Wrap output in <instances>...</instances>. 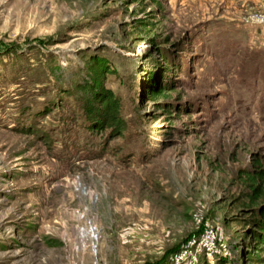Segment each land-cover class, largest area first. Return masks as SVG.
Wrapping results in <instances>:
<instances>
[{"label": "rangeland", "instance_id": "1", "mask_svg": "<svg viewBox=\"0 0 264 264\" xmlns=\"http://www.w3.org/2000/svg\"><path fill=\"white\" fill-rule=\"evenodd\" d=\"M261 18L264 0H0V264H264L245 225ZM209 227L214 252L187 247Z\"/></svg>", "mask_w": 264, "mask_h": 264}, {"label": "trees", "instance_id": "2", "mask_svg": "<svg viewBox=\"0 0 264 264\" xmlns=\"http://www.w3.org/2000/svg\"><path fill=\"white\" fill-rule=\"evenodd\" d=\"M138 26L145 27L149 23L146 21L137 20ZM153 40V39H152ZM163 63L166 65L168 63L170 66L173 65L172 62L167 58L164 54H159ZM165 68H167L165 66ZM155 78L152 77V82H154ZM165 93L163 88L156 86L155 84L151 85L149 88V98L154 99L158 95H162ZM111 98V97H110ZM112 99V98H111ZM104 117V116H103ZM249 185L251 187L252 195L251 201H253L256 197L263 193V188L260 186V181L263 180V176L261 171L259 170L256 173L248 175ZM251 213L248 219L245 221V225L248 227L247 237L250 239V256L251 259L257 262L264 261V204L259 206L258 208H252Z\"/></svg>", "mask_w": 264, "mask_h": 264}, {"label": "built area", "instance_id": "3", "mask_svg": "<svg viewBox=\"0 0 264 264\" xmlns=\"http://www.w3.org/2000/svg\"><path fill=\"white\" fill-rule=\"evenodd\" d=\"M260 22L264 23V18H261ZM218 235L214 228H206L204 233L198 241L192 240L187 247H197L198 250L203 251L206 254H211L217 249ZM189 249H185L184 252L178 256V261L186 258V254Z\"/></svg>", "mask_w": 264, "mask_h": 264}]
</instances>
